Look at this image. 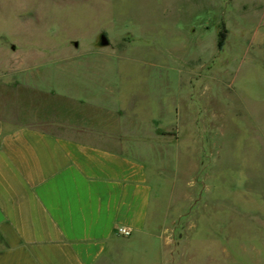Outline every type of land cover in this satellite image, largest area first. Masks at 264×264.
<instances>
[{
    "label": "rangeland",
    "instance_id": "obj_1",
    "mask_svg": "<svg viewBox=\"0 0 264 264\" xmlns=\"http://www.w3.org/2000/svg\"><path fill=\"white\" fill-rule=\"evenodd\" d=\"M0 117L145 162L121 264H264V0H0Z\"/></svg>",
    "mask_w": 264,
    "mask_h": 264
},
{
    "label": "crops",
    "instance_id": "obj_2",
    "mask_svg": "<svg viewBox=\"0 0 264 264\" xmlns=\"http://www.w3.org/2000/svg\"><path fill=\"white\" fill-rule=\"evenodd\" d=\"M151 198L127 151L0 117V264H121Z\"/></svg>",
    "mask_w": 264,
    "mask_h": 264
},
{
    "label": "trees",
    "instance_id": "obj_3",
    "mask_svg": "<svg viewBox=\"0 0 264 264\" xmlns=\"http://www.w3.org/2000/svg\"><path fill=\"white\" fill-rule=\"evenodd\" d=\"M223 41H224V34L223 33H220L219 34V40H218V49H221L222 48Z\"/></svg>",
    "mask_w": 264,
    "mask_h": 264
},
{
    "label": "water",
    "instance_id": "obj_4",
    "mask_svg": "<svg viewBox=\"0 0 264 264\" xmlns=\"http://www.w3.org/2000/svg\"><path fill=\"white\" fill-rule=\"evenodd\" d=\"M101 45L105 46L108 44V40L106 39V37L104 35H101Z\"/></svg>",
    "mask_w": 264,
    "mask_h": 264
},
{
    "label": "built area",
    "instance_id": "obj_5",
    "mask_svg": "<svg viewBox=\"0 0 264 264\" xmlns=\"http://www.w3.org/2000/svg\"><path fill=\"white\" fill-rule=\"evenodd\" d=\"M120 231H121V233H122L123 235H125V236L129 235V232L126 231V230H124V229H122V230H120Z\"/></svg>",
    "mask_w": 264,
    "mask_h": 264
}]
</instances>
